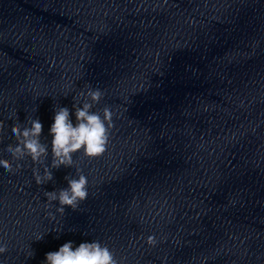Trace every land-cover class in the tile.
<instances>
[{"label":"clouds","instance_id":"9594fccd","mask_svg":"<svg viewBox=\"0 0 264 264\" xmlns=\"http://www.w3.org/2000/svg\"><path fill=\"white\" fill-rule=\"evenodd\" d=\"M79 96L83 98L82 106L78 105L76 98L73 104L76 124L73 125L70 119V111L67 107L55 108L54 122L50 127L51 139V165L45 164L49 155L48 145L41 141L43 123L37 118H32L28 124L16 123L11 131L17 137L16 145L9 144L6 151L9 152L13 160L20 161L30 157L33 164L43 167L33 169V176L37 186L53 180L51 169H59L61 166L71 167L74 164L73 154L82 151L83 155L89 159H96L102 156L109 143L110 128L112 124V112L109 107L99 112H93L92 108L104 97L100 89H92L87 86V91H81ZM4 122L0 121V132H3ZM0 166L7 172H15L23 167L17 163L15 169L13 162L9 159H0ZM78 178L66 177L68 187L59 191L45 192L47 197L46 208L52 206V202L58 201L59 207L56 209L61 216L64 215L65 207L77 211L89 196L88 179L77 170ZM50 219L55 216L48 212ZM59 232V231H57ZM44 233L38 235L35 240H41ZM147 244L155 246L157 243L153 235L148 236ZM8 251L7 244L0 243V254ZM33 255L31 251L30 256ZM29 256V257H30ZM45 264H121L115 253L100 241L82 242L74 247L71 241L64 243L58 251L46 254Z\"/></svg>","mask_w":264,"mask_h":264}]
</instances>
